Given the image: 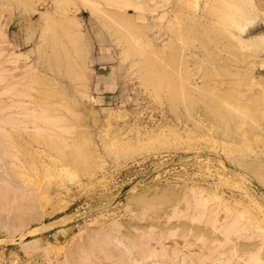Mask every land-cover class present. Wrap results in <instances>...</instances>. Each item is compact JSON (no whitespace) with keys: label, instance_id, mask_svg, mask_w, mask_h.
Masks as SVG:
<instances>
[{"label":"rangeland","instance_id":"1","mask_svg":"<svg viewBox=\"0 0 264 264\" xmlns=\"http://www.w3.org/2000/svg\"><path fill=\"white\" fill-rule=\"evenodd\" d=\"M59 1L0 0V264H264L255 1Z\"/></svg>","mask_w":264,"mask_h":264},{"label":"bare ground","instance_id":"2","mask_svg":"<svg viewBox=\"0 0 264 264\" xmlns=\"http://www.w3.org/2000/svg\"><path fill=\"white\" fill-rule=\"evenodd\" d=\"M61 1V0H60ZM60 1L58 2V3H60ZM65 1V0H64ZM63 1V2H64ZM67 23L68 22H54V30H53V34L50 36V38H49V45H51V47L53 48V50L54 51H52V53L54 52V53H59L60 51H62L63 49H66V46L64 47V45L65 44H63V42L61 41V38H59V36H58V32L56 33V31L57 30H60V32L62 31L63 32V34L67 37V40L69 39V42L71 43V44H74V43H72V42H76L75 41V35H72L71 33H69L68 32V30L69 29H67ZM62 34V33H61ZM62 34V35H63ZM61 37V36H60ZM65 38V37H64ZM66 40V39H65ZM65 43V42H64ZM77 44V43H76ZM76 44H75V46H76ZM74 46V45H73ZM78 46V45H77ZM51 48V49H52ZM74 48V47H73ZM77 48V47H76ZM51 53V52H50ZM51 55V54H50ZM18 56V55H17ZM10 61V60H9ZM14 62H16V61H14ZM69 63H71V61L69 60ZM71 65L73 66V64L71 63ZM28 67V66H27ZM149 67V66H148ZM145 68V67H144ZM143 68V69H144ZM147 68V67H146ZM152 68H154V70L155 69H157V70H159L158 68H155V67H151V68H149V69H152ZM151 71V70H150ZM146 72V71H145ZM159 72V74L158 75H160V71H158ZM146 73H149V71L148 72H146ZM66 74H69V73H66ZM146 75V74H145ZM38 77V76H37ZM36 77V78H37ZM40 77V76H39ZM38 77V79H40ZM146 77V76H145ZM35 78V79H36ZM42 79V78H41ZM44 79H46V78H44ZM35 81V80H34ZM39 81H41V80H39ZM30 82V81H29ZM36 82V81H35ZM35 82H33V83H35ZM41 82H45V81H41ZM41 82H39L40 84H41ZM32 83V82H31ZM30 83V84H31ZM45 84V83H44ZM46 86H48V85H46ZM29 87H30V85H29ZM32 87V86H31ZM28 88V87H27ZM34 88V87H33ZM41 88V87H40ZM31 89V88H30ZM33 90V89H32ZM38 90H40V89H38ZM47 90V89H46ZM45 90V91H46ZM7 91V90H6ZM51 91V90H50ZM8 92V91H7ZM20 92H22V91H20ZM19 92V93H20ZM39 92V91H38ZM23 93V92H22ZM37 93V92H36ZM41 93V92H40ZM42 93H45V92H42ZM48 93V92H47ZM50 93H52V92H50ZM20 95V94H19ZM23 95H24V93H23ZM28 95H30V94H28ZM40 95V94H39ZM21 96V95H20ZM25 96V95H24ZM49 98V97H48ZM46 104V103H45ZM49 105V104H48ZM48 111V110H47ZM47 111L45 112V113H47ZM51 111V110H50ZM49 112V111H48ZM56 116V115H55ZM53 117V116H52ZM44 118V117H43ZM54 118V120H53V123H54V121H56L57 122V120H55V117H53ZM52 118V119H53ZM47 119V118H46ZM62 119V118H61ZM47 121V120H46ZM49 122H51V118L48 120ZM61 123V122H60ZM58 124V123H57ZM56 127V126H55ZM59 127V126H58ZM13 129V128H12ZM48 129V128H47ZM50 129V128H49ZM48 129V130H49ZM62 129V128H61ZM50 131V130H49ZM48 131V132H49ZM47 132V134H49ZM51 132V131H50ZM9 133H11V131L9 132ZM76 156V160H77V158H79V156L78 155H75ZM260 163V162H259ZM246 166H248L249 168L248 169H250L251 170V172L252 173H254V175H255V177L257 178V180H258V182L264 187V164H248V165H246ZM226 231V230H225Z\"/></svg>","mask_w":264,"mask_h":264},{"label":"crops","instance_id":"3","mask_svg":"<svg viewBox=\"0 0 264 264\" xmlns=\"http://www.w3.org/2000/svg\"><path fill=\"white\" fill-rule=\"evenodd\" d=\"M255 1V22L256 26L262 29L264 33V0H254Z\"/></svg>","mask_w":264,"mask_h":264}]
</instances>
